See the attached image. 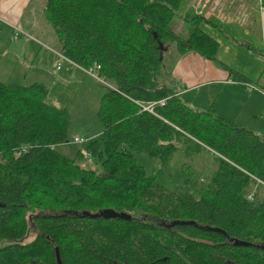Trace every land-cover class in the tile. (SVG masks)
<instances>
[{
    "label": "trees",
    "instance_id": "16d2710c",
    "mask_svg": "<svg viewBox=\"0 0 264 264\" xmlns=\"http://www.w3.org/2000/svg\"><path fill=\"white\" fill-rule=\"evenodd\" d=\"M186 1L46 0L60 50L84 69L98 64L110 84L101 132L81 145L101 171L80 165V149L73 158L55 149L69 120L46 102L47 86L0 81V264H58L56 250L61 264H264V133L191 108L161 71L170 43L215 59L202 15H179L186 37L171 28ZM161 99L155 114L139 104ZM186 141L188 154H213L193 192L167 189L136 162L143 152L164 165ZM105 209L131 219L82 214ZM30 224L37 233L23 242Z\"/></svg>",
    "mask_w": 264,
    "mask_h": 264
},
{
    "label": "rangeland",
    "instance_id": "374dc122",
    "mask_svg": "<svg viewBox=\"0 0 264 264\" xmlns=\"http://www.w3.org/2000/svg\"><path fill=\"white\" fill-rule=\"evenodd\" d=\"M36 1L37 0H34V2ZM197 1L198 0H187L184 8L177 11L171 24V28L174 32L181 37H186L188 34L190 23L185 22L179 15L185 14L186 12L200 14L202 16L199 26L219 42V48L216 52L215 59L211 60L216 67L219 66L223 71L228 73L231 70V75L234 74L237 76L234 72L245 71L251 64L250 60L255 59L256 64L252 62V70L257 69V66L259 67L260 65L263 70V75L264 66L257 41L252 36L239 30L238 27V30H236L237 35L233 36L227 34L225 31H218L211 27L207 28L204 17L208 18L210 14H205V7L209 0H201L202 4L199 5L200 7L197 6ZM217 1V6H219L221 15H223L224 18L227 17L228 20L239 22L245 26L252 25L251 6L254 0ZM203 8H205L204 11ZM32 16L36 15L30 14V17ZM38 22L40 23L39 26L42 31H36V33L42 38L43 42H41L45 45L41 48V52L44 56L42 59V66L40 62L36 63L33 70L27 73V77L23 82L25 84L33 82L44 84L49 89L46 102L66 110L69 120V138L67 142L56 145L55 149L65 156L73 158L78 149L83 147L76 143H71L74 136L92 140L101 132L102 125L97 119L96 111L106 84L64 61H61V68L59 70L56 69L60 59L58 60V57L52 53L50 49L60 51L61 46L59 45L58 38L52 25L45 19L44 14L40 15ZM1 31L2 27H0V32ZM225 35L227 39H225ZM16 40H18L17 42H23L29 39L25 36H19ZM162 49L163 65L161 71L168 74V77L165 79L166 85L173 87V83L170 82V76L172 77L177 74L174 70L175 66L178 64L184 72L185 69L182 62H180L181 60H178V50L174 43H170ZM24 67L25 65L22 63L20 69L23 70ZM200 71L201 70L198 68L193 69L192 66L189 68V74L192 79H199L198 76ZM93 73L96 74V71L93 70ZM7 74L8 72L0 73V81H6ZM200 74V77H202V73ZM15 78H19L18 75H14V79ZM203 89L207 90L208 86L199 88V92ZM188 105L195 109L193 105ZM199 108L203 109L197 108V110H206V107L199 106ZM188 145L190 144L187 141L183 143L172 155L171 159L164 165H161L159 158L153 157L147 153H135L134 156L136 162L144 168L146 174L148 176H154L156 181L164 185L167 189L172 191L193 192L194 187H196L199 182L205 183L207 178L206 174L211 171L210 166L207 167V164L212 165L213 154L205 149L199 153L191 152L188 154L186 150ZM79 163L84 168H90L97 172L101 171L100 165L95 163L92 157L90 159L83 158ZM186 177H189L190 182L184 183ZM36 233L35 228L30 224L28 233L22 241H30ZM1 245H3L2 242H0V246Z\"/></svg>",
    "mask_w": 264,
    "mask_h": 264
},
{
    "label": "crops",
    "instance_id": "0c3cea01",
    "mask_svg": "<svg viewBox=\"0 0 264 264\" xmlns=\"http://www.w3.org/2000/svg\"><path fill=\"white\" fill-rule=\"evenodd\" d=\"M198 1L197 6H199ZM45 2L46 0H37L36 2L34 0H0V17L4 19L0 25L2 27L0 32V73L8 72L6 81L13 80L14 75H18L19 78L15 79L23 82L27 73L33 70L36 63L40 62L42 66L44 56L41 48L45 45L36 31H42L38 20L40 15L44 14ZM217 2V0H209L206 9L203 8L206 15L210 13L208 18L204 17L207 28L225 31L233 36L237 35L238 27L239 30L257 41L261 55L264 49V0L253 1L251 6L252 25L250 26L228 20L227 17L224 18ZM30 14L36 16L30 17ZM12 24L30 34L32 38L17 42L18 40L12 36ZM225 39H227L226 35ZM178 56L185 72L177 64L174 68L177 76H170L173 87H169L174 88L187 104L193 105L195 109H203L199 106L206 107V110L211 108L215 114L222 118L249 128L258 134L264 133V95L259 91H249L245 85V83L264 85L262 67L259 65L257 69L252 70V62L256 64L255 59L250 60L251 64L245 71L234 72L237 75L235 76L231 75L230 69L229 73L223 71L221 67H216L211 60L200 56L195 51H188L182 55L178 53ZM261 59L264 66L263 58ZM22 63L25 65L23 70L20 69ZM191 66L193 69H200L202 77L199 73V79H192L189 74ZM205 86H208V89L199 92V88ZM209 166L211 168L212 165L207 164V167Z\"/></svg>",
    "mask_w": 264,
    "mask_h": 264
},
{
    "label": "built area",
    "instance_id": "2783aa9c",
    "mask_svg": "<svg viewBox=\"0 0 264 264\" xmlns=\"http://www.w3.org/2000/svg\"><path fill=\"white\" fill-rule=\"evenodd\" d=\"M202 4L201 0L198 1V5ZM4 22V19L0 17V25L1 23ZM11 28L13 30L12 36L13 38L17 39L19 36H25L27 38H32L29 34L25 33L24 31H22L20 28H18L16 25H11ZM57 57L58 60L60 59V61L58 62L56 69H60L61 68V61L67 62L69 65L74 66L76 68L81 69L83 72L93 76L94 78H96L97 80H99L100 82L108 85L103 79H101L100 77H98L97 72L96 74L93 73V70L96 71L99 68V65L94 63L92 65V67L88 68V69H84L83 67L79 66L78 64H76L74 61H72L70 58H68L61 50L57 51L54 49H50ZM261 56L263 58L264 61V49L262 50ZM248 90L249 91H259L264 95V85L263 86H259L257 84H253V83H246ZM110 86V85H109ZM165 100L166 99H161V100H157V101H151L148 103H139L143 110H146L150 113L155 114V107L157 105H164L165 104ZM88 139L83 138V137H78V136H74L71 143H76L78 145H83ZM25 148L22 149V151H24ZM20 153V152H19ZM80 153L83 155V157L85 159H90V153L85 149V148H80ZM259 181V180H258ZM253 194L248 195L249 199H252Z\"/></svg>",
    "mask_w": 264,
    "mask_h": 264
},
{
    "label": "water",
    "instance_id": "95a60500",
    "mask_svg": "<svg viewBox=\"0 0 264 264\" xmlns=\"http://www.w3.org/2000/svg\"><path fill=\"white\" fill-rule=\"evenodd\" d=\"M82 214L90 216V217H104V218L117 217V218H123V219H131V215L130 214L125 213V212H117V211H115L113 209L101 210V211H99V212H97L95 214H90L88 212H84ZM229 240H230V242H232V243H234L236 245H239V244L246 245L247 244L244 241H241V240H238V239H234V238H230ZM256 246H258V247H260V248H262L264 250V246H262V245H256ZM56 253H57V263L61 264V261H60V258H59L57 250H56Z\"/></svg>",
    "mask_w": 264,
    "mask_h": 264
}]
</instances>
